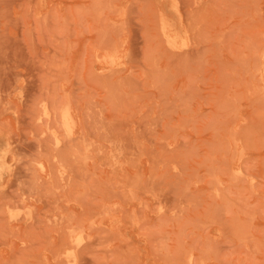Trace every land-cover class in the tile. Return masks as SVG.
<instances>
[{
	"label": "rangeland",
	"instance_id": "rangeland-1",
	"mask_svg": "<svg viewBox=\"0 0 264 264\" xmlns=\"http://www.w3.org/2000/svg\"><path fill=\"white\" fill-rule=\"evenodd\" d=\"M0 264H264V0H0Z\"/></svg>",
	"mask_w": 264,
	"mask_h": 264
}]
</instances>
